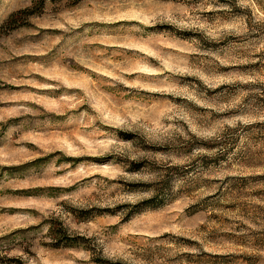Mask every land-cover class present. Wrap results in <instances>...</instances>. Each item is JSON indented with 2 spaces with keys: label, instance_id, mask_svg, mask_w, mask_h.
Masks as SVG:
<instances>
[{
  "label": "rangeland",
  "instance_id": "1",
  "mask_svg": "<svg viewBox=\"0 0 264 264\" xmlns=\"http://www.w3.org/2000/svg\"><path fill=\"white\" fill-rule=\"evenodd\" d=\"M0 264H264V0H0Z\"/></svg>",
  "mask_w": 264,
  "mask_h": 264
},
{
  "label": "trees",
  "instance_id": "2",
  "mask_svg": "<svg viewBox=\"0 0 264 264\" xmlns=\"http://www.w3.org/2000/svg\"><path fill=\"white\" fill-rule=\"evenodd\" d=\"M53 1V0H52Z\"/></svg>",
  "mask_w": 264,
  "mask_h": 264
}]
</instances>
